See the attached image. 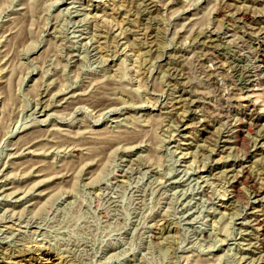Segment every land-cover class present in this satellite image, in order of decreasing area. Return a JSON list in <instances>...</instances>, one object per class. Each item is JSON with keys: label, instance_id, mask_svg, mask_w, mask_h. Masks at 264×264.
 <instances>
[{"label": "rangeland", "instance_id": "374dc122", "mask_svg": "<svg viewBox=\"0 0 264 264\" xmlns=\"http://www.w3.org/2000/svg\"><path fill=\"white\" fill-rule=\"evenodd\" d=\"M263 52L264 0H0V264H264Z\"/></svg>", "mask_w": 264, "mask_h": 264}, {"label": "bare ground", "instance_id": "6f19581e", "mask_svg": "<svg viewBox=\"0 0 264 264\" xmlns=\"http://www.w3.org/2000/svg\"><path fill=\"white\" fill-rule=\"evenodd\" d=\"M263 53H264V52H263ZM262 61H263V60H262ZM252 63H253V62H252ZM256 64H259V63H256ZM260 64H261V63H260ZM242 67H243V66H242ZM255 67H256V66H255ZM247 68H248V67H247ZM256 69H257V68H256ZM249 70H250V69H249ZM259 70H261V69H259ZM246 71H247V70H246ZM235 72H236V71H235ZM243 72H244V71H243ZM259 72H260V71H259ZM245 73H246V72H245ZM249 73H250V72H249ZM255 73H256V72H255ZM255 73H254V74H255ZM243 74H244V73H243ZM235 75H236V74H235ZM247 75H248V74H247ZM252 77H253V76H252ZM249 78H250V77H249ZM251 79H252V78H251ZM251 79H250L249 81H251ZM238 80H239V79H238ZM249 81H248V82H249ZM243 82H244V81H243ZM254 83H256V82L254 81ZM245 84H246V83H245ZM245 84H244V85H245ZM259 84H260V83H259ZM250 85H251V84H250ZM248 86H249V85H248ZM248 86H247V88H248ZM251 89H252V88H251Z\"/></svg>", "mask_w": 264, "mask_h": 264}]
</instances>
